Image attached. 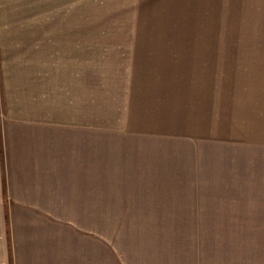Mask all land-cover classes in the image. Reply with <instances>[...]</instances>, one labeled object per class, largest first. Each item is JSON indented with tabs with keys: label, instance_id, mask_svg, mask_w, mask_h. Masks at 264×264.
<instances>
[{
	"label": "crops",
	"instance_id": "obj_1",
	"mask_svg": "<svg viewBox=\"0 0 264 264\" xmlns=\"http://www.w3.org/2000/svg\"><path fill=\"white\" fill-rule=\"evenodd\" d=\"M243 1L262 29L202 32V0H0V264H171L151 232L255 229L224 209L264 162Z\"/></svg>",
	"mask_w": 264,
	"mask_h": 264
},
{
	"label": "rangeland",
	"instance_id": "obj_2",
	"mask_svg": "<svg viewBox=\"0 0 264 264\" xmlns=\"http://www.w3.org/2000/svg\"><path fill=\"white\" fill-rule=\"evenodd\" d=\"M239 1L232 15L226 13L224 0L219 7L216 0H202V32L262 29L254 12L248 14L245 1ZM255 171L253 198L234 200L224 208L231 213L225 216L230 222L255 229L168 232V242L162 240L167 232H151L153 237L145 241L162 247L160 254H168L171 264H264V162H256Z\"/></svg>",
	"mask_w": 264,
	"mask_h": 264
}]
</instances>
